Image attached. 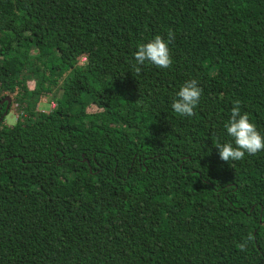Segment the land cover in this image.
<instances>
[{
	"label": "trees",
	"instance_id": "obj_1",
	"mask_svg": "<svg viewBox=\"0 0 264 264\" xmlns=\"http://www.w3.org/2000/svg\"><path fill=\"white\" fill-rule=\"evenodd\" d=\"M236 100L264 136V0H0V264H264V151L215 147Z\"/></svg>",
	"mask_w": 264,
	"mask_h": 264
},
{
	"label": "clouds",
	"instance_id": "obj_2",
	"mask_svg": "<svg viewBox=\"0 0 264 264\" xmlns=\"http://www.w3.org/2000/svg\"><path fill=\"white\" fill-rule=\"evenodd\" d=\"M168 40L165 41L159 35H156L146 43L137 46L134 52L135 64L133 65L137 74L141 72V66L148 63L157 68H170L172 66V57L169 51V43L174 39V33L169 30ZM202 89L198 86L195 79L185 81L178 92L176 98L172 101L171 108L179 116L194 115V108L197 106ZM227 135L232 138V142L215 144L218 149L219 158L224 162L240 161L244 159L245 154L255 155L264 151V136L260 134L256 126L249 120L246 113L241 112V102L234 101L231 108L230 117L224 125ZM252 239L251 236L248 237ZM241 250L245 249V244L238 245Z\"/></svg>",
	"mask_w": 264,
	"mask_h": 264
},
{
	"label": "rangeland",
	"instance_id": "obj_3",
	"mask_svg": "<svg viewBox=\"0 0 264 264\" xmlns=\"http://www.w3.org/2000/svg\"><path fill=\"white\" fill-rule=\"evenodd\" d=\"M6 98H8L10 101H11V103L9 104V110H8V112H7V114L5 115V118H4V122L6 123V124H13L14 123V121H15V116H16V113L18 112L19 113V111H18V108H17V106H16V104H15V102H13L12 100H11V98H12V95L11 94H6V96H5ZM39 103L37 104V108H46V107H48V104H47V102L46 103H43L44 101H45V98L44 97H41L40 99H39ZM42 103L44 104V106L42 105Z\"/></svg>",
	"mask_w": 264,
	"mask_h": 264
},
{
	"label": "water",
	"instance_id": "obj_4",
	"mask_svg": "<svg viewBox=\"0 0 264 264\" xmlns=\"http://www.w3.org/2000/svg\"><path fill=\"white\" fill-rule=\"evenodd\" d=\"M4 99L7 100V104H8V98L5 97ZM0 102H2V101H0ZM7 104L5 105V109L7 108Z\"/></svg>",
	"mask_w": 264,
	"mask_h": 264
}]
</instances>
